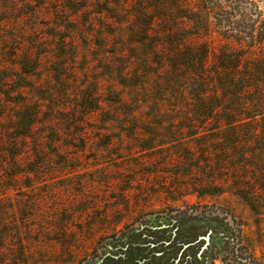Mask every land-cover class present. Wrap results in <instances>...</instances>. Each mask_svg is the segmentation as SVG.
<instances>
[{
    "label": "rangeland",
    "instance_id": "rangeland-1",
    "mask_svg": "<svg viewBox=\"0 0 264 264\" xmlns=\"http://www.w3.org/2000/svg\"><path fill=\"white\" fill-rule=\"evenodd\" d=\"M105 1L118 0L82 1L87 8L76 16L70 0H0V264H89L102 244L141 224L144 231L158 217L172 216L175 224L176 217L202 212L239 230L214 264H264V199L248 206L230 185L232 171L215 172L204 156L182 155V145L198 137L182 135L192 128L182 102L168 97L161 107H136L134 118L123 117L127 107L117 102L124 89L109 63L119 61V11L158 14L160 6L168 17L156 31L182 29V0L172 8L164 6L171 0H131L122 9ZM254 1L264 10V0ZM206 23L215 26L212 14ZM161 58L150 59L156 75L165 72ZM163 78L151 81L155 97L161 87H178L162 86ZM92 93L99 95L98 113L61 122L68 114L58 116V107L74 114L79 95ZM19 103L36 105L38 121L54 124L38 127V138L21 143L29 148L25 155L10 159L6 143L15 137L10 119ZM112 110L120 117H110ZM149 142L152 149L140 148ZM212 176L230 181L202 185Z\"/></svg>",
    "mask_w": 264,
    "mask_h": 264
},
{
    "label": "trees",
    "instance_id": "trees-1",
    "mask_svg": "<svg viewBox=\"0 0 264 264\" xmlns=\"http://www.w3.org/2000/svg\"><path fill=\"white\" fill-rule=\"evenodd\" d=\"M82 1L89 0H70L76 16L87 8L79 6ZM130 2L106 3L122 9ZM178 4L179 0H171L164 6L172 8ZM159 11L158 14L149 9L129 14L119 11L124 16L116 24L121 30L116 33L121 38L119 61L109 64L110 74L116 76L124 89L117 101L127 107L122 111L123 117L134 118L136 107H161L168 97L172 102H182V110L187 111L182 118L192 124L182 135L187 138L198 135L182 145V155L188 160L204 156L207 158L204 162L214 165L215 172L232 171L235 177H230L231 187L253 208V200L261 203L264 199V10L254 0H182V29L165 27L157 32L156 24L168 17L162 13L163 7L159 6ZM211 14L216 20L213 28L206 23ZM189 15L193 17L188 18ZM201 21L206 24L203 26ZM157 55L162 56L158 65L165 71L158 75L150 70V59ZM160 75L167 76L159 81L162 86L177 83L178 87L176 90L161 87L155 97L151 81ZM181 81L182 87L178 85ZM97 96V93L79 95L74 114L58 107V116L68 114L61 122H69L73 116L98 113ZM13 106L21 108L10 119L15 137L6 147L18 150L6 151L10 159L25 155L24 150L29 148L21 143L31 144L38 138V127L52 129L54 124L50 120L40 123L42 113L34 104ZM109 116L120 117L114 110ZM140 148L148 151L153 147L149 142ZM210 178L202 185L221 188L230 181ZM248 181L257 186H248ZM171 218L158 217L156 224H144V231L141 224L117 238L116 243L102 244L100 254L89 264H202L203 252L207 255L204 262L214 264L219 253L237 239L239 230L228 226L218 214H186L176 217L175 224Z\"/></svg>",
    "mask_w": 264,
    "mask_h": 264
}]
</instances>
